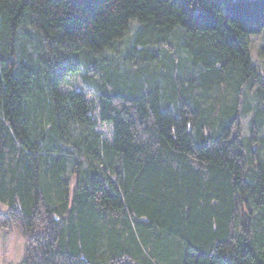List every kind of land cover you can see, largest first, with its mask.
<instances>
[{"label":"trees","instance_id":"1","mask_svg":"<svg viewBox=\"0 0 264 264\" xmlns=\"http://www.w3.org/2000/svg\"><path fill=\"white\" fill-rule=\"evenodd\" d=\"M262 31L264 0H0L18 264H264Z\"/></svg>","mask_w":264,"mask_h":264},{"label":"rangeland","instance_id":"2","mask_svg":"<svg viewBox=\"0 0 264 264\" xmlns=\"http://www.w3.org/2000/svg\"><path fill=\"white\" fill-rule=\"evenodd\" d=\"M264 38V31L261 33L251 36L252 42V58L256 66L264 71V57H261L257 53V45L262 42ZM63 89L69 90H83V85L81 83L80 75H75L69 77L66 84L63 85ZM92 98V95L89 96ZM249 119L250 117L243 119V132L249 134ZM105 124L99 125V129L103 134L112 139V124L109 122H104ZM110 127H109V126ZM111 128V129H110ZM7 205L0 202V211L6 212ZM26 245L27 239L25 234L16 226L12 227H0V264H18L20 263L26 255ZM155 243L146 246V250L154 253V262L157 264H168V260L164 258L161 253L157 252Z\"/></svg>","mask_w":264,"mask_h":264}]
</instances>
